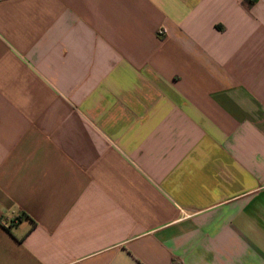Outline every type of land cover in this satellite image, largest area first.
<instances>
[{
    "label": "crops",
    "instance_id": "0c3cea01",
    "mask_svg": "<svg viewBox=\"0 0 264 264\" xmlns=\"http://www.w3.org/2000/svg\"><path fill=\"white\" fill-rule=\"evenodd\" d=\"M0 264H264V0H0Z\"/></svg>",
    "mask_w": 264,
    "mask_h": 264
},
{
    "label": "built area",
    "instance_id": "2783aa9c",
    "mask_svg": "<svg viewBox=\"0 0 264 264\" xmlns=\"http://www.w3.org/2000/svg\"><path fill=\"white\" fill-rule=\"evenodd\" d=\"M164 33H165L164 29H161V30L159 31V35H163Z\"/></svg>",
    "mask_w": 264,
    "mask_h": 264
}]
</instances>
